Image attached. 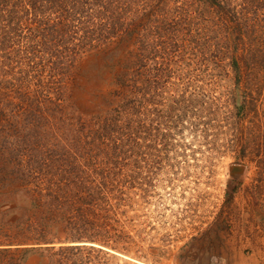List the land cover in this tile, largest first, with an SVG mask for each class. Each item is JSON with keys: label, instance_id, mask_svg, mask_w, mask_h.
Returning <instances> with one entry per match:
<instances>
[{"label": "trees", "instance_id": "obj_1", "mask_svg": "<svg viewBox=\"0 0 264 264\" xmlns=\"http://www.w3.org/2000/svg\"><path fill=\"white\" fill-rule=\"evenodd\" d=\"M93 53L110 88L82 110ZM171 92L211 152L255 162L264 184V0H0V259L124 249L143 117Z\"/></svg>", "mask_w": 264, "mask_h": 264}, {"label": "rangeland", "instance_id": "obj_2", "mask_svg": "<svg viewBox=\"0 0 264 264\" xmlns=\"http://www.w3.org/2000/svg\"><path fill=\"white\" fill-rule=\"evenodd\" d=\"M103 54L78 63L75 98L82 110L110 88L111 61ZM175 97L173 92L157 97L158 105L143 117L140 185L133 206L122 208L119 217L124 249L79 243L87 247L35 253L18 263L264 264L262 169L251 160L217 155L216 148L211 152L194 129L202 114L176 108ZM212 142L211 147L218 146L215 138ZM233 164L246 167L237 182L230 177ZM1 263H13V258L6 255Z\"/></svg>", "mask_w": 264, "mask_h": 264}, {"label": "water", "instance_id": "obj_3", "mask_svg": "<svg viewBox=\"0 0 264 264\" xmlns=\"http://www.w3.org/2000/svg\"><path fill=\"white\" fill-rule=\"evenodd\" d=\"M229 171L231 178H240L245 172V167L240 165H231L229 167Z\"/></svg>", "mask_w": 264, "mask_h": 264}]
</instances>
